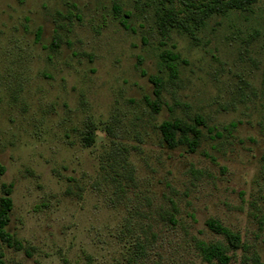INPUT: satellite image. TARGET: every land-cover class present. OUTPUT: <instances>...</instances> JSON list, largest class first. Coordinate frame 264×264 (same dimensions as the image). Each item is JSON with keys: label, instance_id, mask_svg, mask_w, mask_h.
Wrapping results in <instances>:
<instances>
[{"label": "rangeland", "instance_id": "1", "mask_svg": "<svg viewBox=\"0 0 264 264\" xmlns=\"http://www.w3.org/2000/svg\"><path fill=\"white\" fill-rule=\"evenodd\" d=\"M262 7L191 40L161 36L135 0H0V195L11 185L6 230L21 244L0 239V264H204L195 240L220 238L209 218L240 235L231 264H264ZM163 49L179 74L154 113ZM195 114V151L162 143L161 122ZM111 140L126 149L116 175Z\"/></svg>", "mask_w": 264, "mask_h": 264}, {"label": "trees", "instance_id": "2", "mask_svg": "<svg viewBox=\"0 0 264 264\" xmlns=\"http://www.w3.org/2000/svg\"><path fill=\"white\" fill-rule=\"evenodd\" d=\"M259 2L263 3L262 25L264 27V0H135L136 5L145 4L153 10L151 19L156 31L161 36L168 37L174 31L186 35L191 40H197L199 33L212 20L217 21L230 16L254 17L256 14L255 6ZM114 16L120 24L126 26L127 14H120L117 6H114ZM57 46V36H55L51 42V47L56 48ZM179 63L178 53L171 49H163L158 54L156 63L158 74L148 76L149 82L153 85L152 93L157 99V101L147 102L152 112L156 113L160 110L162 92L167 82H173L178 77ZM164 75H166V78ZM205 125V120L200 115L195 114L193 117H172L169 120H164L158 126V129L161 134V141L167 147L185 146L193 152L198 147L202 137L200 126ZM108 131L111 133L110 128H108ZM93 139V126L89 125L82 137L83 145L90 146ZM110 144L107 156L111 160L110 168L113 169L116 175L118 172L116 169L120 167L124 170L126 168L127 161L123 155L126 149L119 147L120 145L113 140ZM4 171L5 168L0 162V174ZM126 171V175L130 178V170L127 169ZM10 193L11 185H2V194L0 195V239L7 246L21 248L19 241L6 230L12 208ZM168 219L171 223H175L172 214L168 215ZM205 224L210 231L220 236V238L210 241L195 240L194 245L201 260L204 264H231L232 254L230 252H234L243 246L240 235L214 218L207 219ZM134 250L137 255H140L144 252V245L137 243ZM255 261L256 264H262L259 262L258 257H255ZM87 264H91L89 257Z\"/></svg>", "mask_w": 264, "mask_h": 264}]
</instances>
